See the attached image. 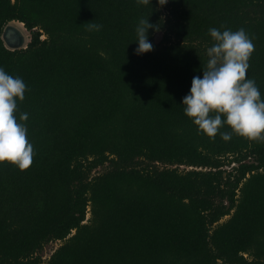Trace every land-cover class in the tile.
I'll list each match as a JSON object with an SVG mask.
<instances>
[{"label":"trees","instance_id":"1","mask_svg":"<svg viewBox=\"0 0 264 264\" xmlns=\"http://www.w3.org/2000/svg\"><path fill=\"white\" fill-rule=\"evenodd\" d=\"M141 18L162 38L149 29L137 55ZM11 21L26 47L5 45ZM213 27L253 39L264 99V0H0V67L27 85L34 152L25 170L0 162V264H264V142L184 113Z\"/></svg>","mask_w":264,"mask_h":264},{"label":"clouds","instance_id":"2","mask_svg":"<svg viewBox=\"0 0 264 264\" xmlns=\"http://www.w3.org/2000/svg\"><path fill=\"white\" fill-rule=\"evenodd\" d=\"M136 2L146 6L151 0ZM158 3L164 6L168 0H158ZM102 27L90 21L87 23L89 31H100ZM149 29L159 32L160 25L150 23L149 18H141L135 29L137 55L154 50L149 41ZM209 35L214 43L206 50L209 59L203 65V77H193L190 93L183 98L185 115L211 138L219 132L227 142L234 133L264 142V99H261L256 81L247 78L249 60L255 51L253 39L244 28L221 31L213 27L209 29ZM26 90L27 85L21 77H13L0 67V162L8 161L21 170L32 165L34 155L24 123L29 114L21 113L19 119L16 116L18 100L25 99ZM225 125L232 131H220Z\"/></svg>","mask_w":264,"mask_h":264},{"label":"water","instance_id":"3","mask_svg":"<svg viewBox=\"0 0 264 264\" xmlns=\"http://www.w3.org/2000/svg\"><path fill=\"white\" fill-rule=\"evenodd\" d=\"M19 25V21H11L3 30L2 38L9 49L13 50L27 46V34L25 33L24 27L21 28Z\"/></svg>","mask_w":264,"mask_h":264},{"label":"rangeland","instance_id":"4","mask_svg":"<svg viewBox=\"0 0 264 264\" xmlns=\"http://www.w3.org/2000/svg\"><path fill=\"white\" fill-rule=\"evenodd\" d=\"M23 27H24V26H23ZM24 30H25V33L27 34L28 41H29V38H30L29 33H28V31L25 29V27H24ZM161 38H162V33H161V32L157 33L156 36H155L156 41L159 42ZM59 243H60V242H53V243L48 244V245L45 247V250H44V252H43L44 257L46 258L47 256H49V255L54 251V249L59 245Z\"/></svg>","mask_w":264,"mask_h":264},{"label":"bare ground","instance_id":"5","mask_svg":"<svg viewBox=\"0 0 264 264\" xmlns=\"http://www.w3.org/2000/svg\"><path fill=\"white\" fill-rule=\"evenodd\" d=\"M21 28H23V26H22V23H20V25H19Z\"/></svg>","mask_w":264,"mask_h":264}]
</instances>
